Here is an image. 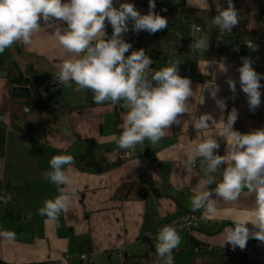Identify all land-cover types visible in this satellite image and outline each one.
<instances>
[{"label": "crops", "instance_id": "crops-1", "mask_svg": "<svg viewBox=\"0 0 264 264\" xmlns=\"http://www.w3.org/2000/svg\"><path fill=\"white\" fill-rule=\"evenodd\" d=\"M169 1L155 0V4ZM122 3L133 4L141 15L149 13V0H113V7L118 9ZM187 6L197 11L225 8L221 0H187ZM127 23L129 31L122 34V39L132 48L125 57L140 49L150 57L149 52L157 49L161 51L160 57L152 61L158 71L178 65V74L190 79L193 90L188 113L178 117L180 124L167 130L168 134L158 143L146 140L131 150H125L130 159L123 161L117 140L128 109L122 107L123 102L97 105L91 90L77 92L73 82L71 87L64 86V103L69 110L44 114L36 141L28 144L12 126L10 85L0 74V195L8 197L7 201H0V231L16 234L13 243L0 238V260L6 264H88L81 259V255L88 254L93 264H115L114 255L141 254L147 255L154 264V242L159 231L186 213H195L203 220L202 227L189 233H178L181 243L173 250L174 264H197L202 259L220 254L264 264V243L259 240L250 244L249 241L254 239L250 238L244 250L239 247L233 250L230 244L224 245V229L234 228L237 221L246 223L250 231H258L251 224L255 222L251 215L255 208V193H249L245 188L239 199L231 203L213 197L218 200L216 217L206 216L203 208L193 212L191 200L202 187L206 165L201 162L202 158H198L193 172L186 171L187 151L209 134L220 145L215 154H226L230 140L224 134V121L233 108L238 113L234 131L247 134L264 129V87L259 89L261 104L256 109L257 114L253 115L249 113L247 96L240 88L238 58L226 49L221 52L216 38L204 34L194 37L209 41L208 50L201 54L181 49L200 31L195 25L150 34L143 30L134 32L133 22L129 20ZM65 27L61 22H53L52 26L42 22V30L33 36L30 46L18 45L42 56L58 73V66L64 60L74 58L53 37L57 28ZM253 27L254 22L250 24V28ZM104 31V38L110 39L113 29L107 20ZM134 35H140L136 42L132 39ZM96 42L93 40V44ZM8 49L0 53V57H8ZM222 64L226 73L220 70ZM228 79L236 81L235 94L226 83ZM212 80L220 88L217 99L226 104L223 111L203 89V85ZM206 113L211 114L216 123L211 125L210 121L211 126L206 131L195 130L196 118ZM84 139L96 141L95 157L103 160L110 169L96 174L94 170H80L74 162L72 176L76 181V193L71 197L69 211L61 213L57 221H49L37 211L44 206L45 200L59 195L57 186L45 178V173L51 171L49 161L53 156L67 152L79 154L77 150L82 149ZM224 167L226 165H221L218 172L211 174L217 183L222 180ZM130 185L146 189L147 198L119 197L120 188ZM215 187V183L209 185L208 190ZM149 253L153 255L149 256Z\"/></svg>", "mask_w": 264, "mask_h": 264}, {"label": "clouds", "instance_id": "clouds-1", "mask_svg": "<svg viewBox=\"0 0 264 264\" xmlns=\"http://www.w3.org/2000/svg\"><path fill=\"white\" fill-rule=\"evenodd\" d=\"M227 5L212 18L211 24L222 32L231 33L239 24V13L233 0H227ZM155 7V0H149V13L141 15L131 3H122L118 9L113 7V0H0V53L14 44L30 46L33 36L42 30V22L46 26L61 22L66 27L57 28L53 37L74 58L66 59L58 66L57 81L67 87L74 82L77 92L91 90L97 105L123 102L122 107L128 112L117 140L121 151L131 150L146 140L156 144L168 134L167 130L180 124L178 117L188 113L193 90L190 79L178 74V65L154 71L150 68L153 61L144 49L132 51L125 57L132 48L122 39V34L129 31V20L133 22L134 32L143 30L154 34L167 28L168 20L155 14ZM106 20L113 29L110 39L104 38ZM93 40L97 42L93 44ZM208 46L209 41L201 37L193 39L189 47L192 52L204 54ZM220 70L227 72L223 64ZM237 71L240 88L247 96L250 110L254 111L261 104L259 89L264 87L260 83L264 74H258L247 57H242V66ZM226 83L235 94L236 81L228 79ZM203 89L223 111L226 104L217 99L220 88L215 81L206 82ZM237 118V110L233 108L224 121V134L230 140L226 154H215L220 145L209 134L187 151L186 171L193 172L198 158L206 165L202 187L191 200L193 212L203 208L206 216L216 217L218 200L213 197L231 203L239 199L245 188L249 193H255V208L251 212L255 222L251 224L258 231H250L246 223L237 221L234 228H225L223 234L224 245L227 243L233 250L236 247L244 250L250 238L264 243V129L241 134L233 130ZM210 121L211 125L216 123L211 114H203L196 118L193 127L197 131H206L211 126ZM73 163L74 158L69 155L53 156L49 161L51 171L45 173V178L57 186L59 195L45 200L44 206L37 210L49 221L55 222L61 213L69 211L71 197L76 193ZM221 165L226 167L222 180L217 183L211 174L218 172ZM214 183L215 189L208 190ZM202 221L199 219L198 224ZM170 223L174 222L167 225ZM167 225L159 231L154 242V264H174L173 250L180 246L181 237L174 227ZM15 235L0 231V238L9 243L15 241Z\"/></svg>", "mask_w": 264, "mask_h": 264}, {"label": "trees", "instance_id": "trees-1", "mask_svg": "<svg viewBox=\"0 0 264 264\" xmlns=\"http://www.w3.org/2000/svg\"><path fill=\"white\" fill-rule=\"evenodd\" d=\"M221 2L225 7L224 9H226L228 6L227 0H221ZM233 4L239 13V24L235 27L237 32L232 30L231 33L222 32L219 28L212 26L211 20L219 11L213 9L202 11L189 9L187 0H170L167 3H159L153 11L168 20V26L164 30L168 28L178 29L180 26L189 28L192 25L200 29L196 33L197 35H194L191 39L189 38V41L182 45L181 49L190 51L189 46L193 43V39H196L194 37H198L199 34L214 37L218 41L217 46L221 52L226 49L230 55L232 54L233 57L238 58V68L242 66V57H247L252 61L254 70L258 74H264V0H233ZM253 22L255 27L250 28V24ZM8 50V57H0V74L8 80L10 85V101L13 111L12 126L21 133V136L26 139L25 142L29 144L36 141L37 130L44 114L55 111H68L69 108L63 101L64 86L57 81V71L48 61L42 56L25 51L18 44L13 45ZM160 54L161 51L157 49H152L149 52L150 58L155 61L159 59ZM150 68L158 71V68L153 64ZM260 83L264 85V79H261ZM252 111L250 110L249 113L257 114L256 109L254 113ZM82 142V149L77 150L79 154L74 151L72 153L67 152L65 155L72 156L76 163L75 165L80 170H94L93 172L96 174L108 171L110 167L105 165L103 160L95 157L98 148L96 141L94 139H84ZM124 153L125 151H121V154ZM145 193H147L146 189L130 185L121 187L118 191V196L129 199H141ZM188 215H194L197 219L200 218L195 213H186L182 217ZM180 218L174 222H178ZM201 227V224H198L197 227L178 233H189ZM219 231L217 230V232ZM256 240L251 239L249 243L253 244ZM83 256H86L87 259H82ZM81 259L88 264H93L88 254L81 255ZM122 261L121 264H152L151 259L147 255L141 254L127 255L123 257ZM0 264L6 263L0 260ZM197 264L257 263L249 258L220 254L202 259Z\"/></svg>", "mask_w": 264, "mask_h": 264}, {"label": "built area", "instance_id": "built-area-1", "mask_svg": "<svg viewBox=\"0 0 264 264\" xmlns=\"http://www.w3.org/2000/svg\"><path fill=\"white\" fill-rule=\"evenodd\" d=\"M239 49V47H237ZM255 111V110H254ZM254 111H252L254 113ZM121 158L124 161L130 159V155L128 153L121 154ZM205 173V171H204ZM8 200L6 195H0V201L5 202ZM199 223V219H197L194 215H188L186 217L180 218L178 222L170 223L167 226H172L176 229L177 233L183 230H187L189 228L197 227ZM82 259H87L86 256H83Z\"/></svg>", "mask_w": 264, "mask_h": 264}, {"label": "rangeland", "instance_id": "rangeland-1", "mask_svg": "<svg viewBox=\"0 0 264 264\" xmlns=\"http://www.w3.org/2000/svg\"><path fill=\"white\" fill-rule=\"evenodd\" d=\"M197 31V30H196ZM183 54V52H181ZM175 54V53H174ZM64 99V98H63ZM64 101V100H63ZM146 195V194H145ZM148 195V194H147ZM123 256V255H122ZM114 259H115V264H120L121 263V259L120 256H116L114 255ZM109 259H107V263H108Z\"/></svg>", "mask_w": 264, "mask_h": 264}, {"label": "water", "instance_id": "water-1", "mask_svg": "<svg viewBox=\"0 0 264 264\" xmlns=\"http://www.w3.org/2000/svg\"><path fill=\"white\" fill-rule=\"evenodd\" d=\"M132 39H133V42H136L138 39H140V35H134ZM144 198H147V195H144Z\"/></svg>", "mask_w": 264, "mask_h": 264}]
</instances>
